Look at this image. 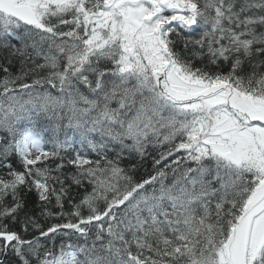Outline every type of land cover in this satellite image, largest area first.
Masks as SVG:
<instances>
[{
    "label": "snow or ice",
    "instance_id": "6c2138e0",
    "mask_svg": "<svg viewBox=\"0 0 264 264\" xmlns=\"http://www.w3.org/2000/svg\"><path fill=\"white\" fill-rule=\"evenodd\" d=\"M0 264H264V0H0Z\"/></svg>",
    "mask_w": 264,
    "mask_h": 264
}]
</instances>
